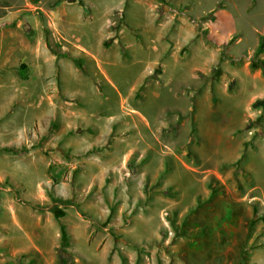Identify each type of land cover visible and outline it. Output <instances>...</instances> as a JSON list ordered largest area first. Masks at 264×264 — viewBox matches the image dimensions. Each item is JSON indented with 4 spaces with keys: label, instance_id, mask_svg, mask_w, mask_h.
<instances>
[{
    "label": "rangeland",
    "instance_id": "rangeland-1",
    "mask_svg": "<svg viewBox=\"0 0 264 264\" xmlns=\"http://www.w3.org/2000/svg\"><path fill=\"white\" fill-rule=\"evenodd\" d=\"M262 35L264 0H0V264H264Z\"/></svg>",
    "mask_w": 264,
    "mask_h": 264
},
{
    "label": "trees",
    "instance_id": "trees-1",
    "mask_svg": "<svg viewBox=\"0 0 264 264\" xmlns=\"http://www.w3.org/2000/svg\"><path fill=\"white\" fill-rule=\"evenodd\" d=\"M261 42L262 43H261L259 51H263L264 50V35L261 36ZM21 74H22L23 78H27V66L25 64H23L21 66ZM0 151L17 152V149L15 147H7V146H5V147H1ZM63 244H64V246L68 245L67 236L66 235L63 238ZM59 259H60L61 263H63V264H67V263L71 262V256L67 252L66 248H62L61 250H59Z\"/></svg>",
    "mask_w": 264,
    "mask_h": 264
}]
</instances>
